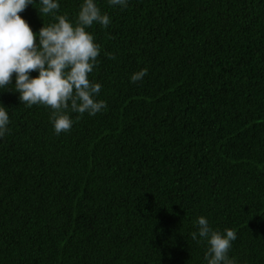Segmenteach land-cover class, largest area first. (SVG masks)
I'll list each match as a JSON object with an SVG mask.
<instances>
[{
	"label": "trees",
	"instance_id": "trees-1",
	"mask_svg": "<svg viewBox=\"0 0 264 264\" xmlns=\"http://www.w3.org/2000/svg\"><path fill=\"white\" fill-rule=\"evenodd\" d=\"M57 2L75 21L83 0ZM95 3L106 109L56 135L15 73L0 88V264H207L200 216L236 231V264H264V0ZM40 7L19 13L34 34L56 22Z\"/></svg>",
	"mask_w": 264,
	"mask_h": 264
},
{
	"label": "clouds",
	"instance_id": "clouds-1",
	"mask_svg": "<svg viewBox=\"0 0 264 264\" xmlns=\"http://www.w3.org/2000/svg\"><path fill=\"white\" fill-rule=\"evenodd\" d=\"M34 0H0V88H8L15 73V90L21 103L28 107L43 105L50 108V122L56 135L71 131V113L95 116L107 108L106 101L98 100L102 85L89 79L98 66L101 45L88 31L94 24L107 28L111 18L102 12L95 0H83L77 18L72 21L65 13L57 15V0H39V13L53 16L56 22L43 25L34 34L19 13ZM109 6L128 7V0H108ZM108 59L116 56L106 53ZM38 72V77H30ZM147 68L132 74L131 82L142 81ZM8 109L0 105V138L10 131ZM197 231L191 238L206 241L204 259L207 264H236L229 257L237 233L232 228L214 230L207 218L194 222ZM198 243L200 241H197Z\"/></svg>",
	"mask_w": 264,
	"mask_h": 264
}]
</instances>
